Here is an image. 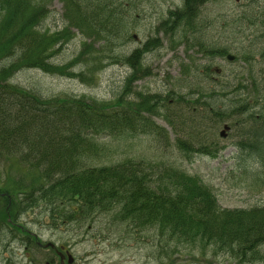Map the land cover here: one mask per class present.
<instances>
[{"label":"rangeland","instance_id":"1","mask_svg":"<svg viewBox=\"0 0 264 264\" xmlns=\"http://www.w3.org/2000/svg\"><path fill=\"white\" fill-rule=\"evenodd\" d=\"M36 1L48 13L39 22L40 34L62 31L72 17L65 1ZM102 1L122 14L119 42L107 45L105 35L90 31L91 25L85 35L71 28L76 36L69 31L52 60L68 66L65 72L31 68L16 72L11 83L42 100L95 98L116 109L115 98L133 76L129 98L140 104L128 110L138 120L119 133L95 137L110 153L106 163L92 166L124 160L164 163L199 177L224 209L264 206V168L244 147L248 132L253 137L264 124L258 113L264 107V0H202L193 19L175 20L173 27L166 20L170 13H184L185 0ZM133 50L142 56L135 71L123 60ZM225 55L234 61L228 62ZM188 94L195 101L193 108L186 103ZM151 96L159 101L149 107ZM249 105L254 106L250 113L235 112ZM226 108L233 113H225ZM151 125L165 137L147 132ZM178 139L199 152L185 158ZM214 147L222 150L217 159L202 151L210 153ZM0 150V264H60L55 250L44 248L47 243L66 248L74 264H264L212 246L179 243L170 234L162 238L152 230L137 236L116 218L119 209L98 213L87 223L65 224L52 220L44 205L26 210L24 197L39 178L31 177V169L11 159L7 150ZM6 192L15 203L10 211Z\"/></svg>","mask_w":264,"mask_h":264},{"label":"trees","instance_id":"2","mask_svg":"<svg viewBox=\"0 0 264 264\" xmlns=\"http://www.w3.org/2000/svg\"><path fill=\"white\" fill-rule=\"evenodd\" d=\"M64 1L72 15L66 27L40 34L39 22L48 15L42 3L0 0V148L31 169V177L39 178L24 197L28 204L22 201L20 204H25L26 210L44 205L50 218L63 224L87 223L98 213L119 209L116 218L137 236L152 230L162 238L170 234L179 243L212 246L238 259L264 262V206L224 209L213 190L199 177L164 163L124 160L95 167L89 164L94 158L99 159L98 163H106L105 156L110 152L95 137L119 133L138 120V115L128 110L132 104H140L129 98L133 76L115 98L116 109L95 98L42 100L11 83L16 72L31 68L46 73L65 72L68 66H57L52 60L57 55L56 47L69 31L73 38L76 36L71 28H77L83 35L90 31L104 34L109 46L119 42L122 14L115 6L102 0ZM185 1L184 13L178 12L180 21L187 16L193 19L195 6L203 2ZM169 17L166 22L173 27L175 13ZM87 25H91L90 31ZM123 60L136 70L138 61L134 56ZM258 94L257 103L262 91ZM148 98L149 107L159 101L153 96ZM246 108L250 111L254 106ZM246 108H237L235 112L243 115ZM230 110L233 109L225 113ZM258 113L264 119V107ZM147 132L165 137L155 125ZM248 135L244 147L256 157L258 166L264 168V124L257 127L253 137L249 132ZM217 154L218 150L210 152L214 158ZM8 193L3 194L10 211L15 203Z\"/></svg>","mask_w":264,"mask_h":264},{"label":"bare ground","instance_id":"3","mask_svg":"<svg viewBox=\"0 0 264 264\" xmlns=\"http://www.w3.org/2000/svg\"><path fill=\"white\" fill-rule=\"evenodd\" d=\"M196 10H198V8H196ZM195 10V11H196ZM177 14V15H176ZM175 19H174V21L175 20H180L181 19V16L179 15V13H177V12H175ZM127 41V40H126ZM132 56H134L135 57V59L138 61V62H136V63H140V58L142 59V56L140 55V53L139 52H137L136 50H133L132 52H130V54H127L126 55V57H124V59H129L130 57H132ZM144 57V56H143ZM226 59L228 60V62L230 61L229 60V58H227L226 57ZM188 96H190V100H186V103L191 107V108H193V104L195 103V101H193V100H191L192 98H193V96L192 95H190V94H188L187 95V97ZM180 98H182V99H185L186 97H184V96H180ZM197 104H199L198 102H197ZM177 146H178V148L181 150V151H184L185 153H186V155H185V158H187V159H190L194 154H196L197 152H199L198 150H196L195 151V149H194V145L193 144H191V145H188V144H185L184 142H182V141H179V142H177ZM110 153V152H109ZM108 153V154H109ZM99 162V159H96V158H94V159H90L89 160V164L90 165H93V163H98Z\"/></svg>","mask_w":264,"mask_h":264},{"label":"flooded vegetation","instance_id":"4","mask_svg":"<svg viewBox=\"0 0 264 264\" xmlns=\"http://www.w3.org/2000/svg\"><path fill=\"white\" fill-rule=\"evenodd\" d=\"M55 250V254H56V258L59 259V263H61V257L57 255L58 252L63 253L65 256H67V252L68 250L64 247H61L59 250L58 249H54ZM65 262H67V257L65 258Z\"/></svg>","mask_w":264,"mask_h":264},{"label":"water","instance_id":"5","mask_svg":"<svg viewBox=\"0 0 264 264\" xmlns=\"http://www.w3.org/2000/svg\"><path fill=\"white\" fill-rule=\"evenodd\" d=\"M229 59L232 61L233 60V57H229ZM47 247H55L53 244H48L47 245ZM61 258H62V263L61 264H64L63 263V256H61ZM73 263V258H72V256L71 255H69V264H72Z\"/></svg>","mask_w":264,"mask_h":264}]
</instances>
